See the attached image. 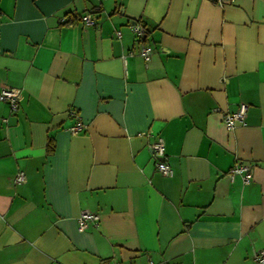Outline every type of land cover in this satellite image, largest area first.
I'll list each match as a JSON object with an SVG mask.
<instances>
[{
  "label": "crops",
  "instance_id": "obj_1",
  "mask_svg": "<svg viewBox=\"0 0 264 264\" xmlns=\"http://www.w3.org/2000/svg\"><path fill=\"white\" fill-rule=\"evenodd\" d=\"M1 86L0 264H259L264 0H0Z\"/></svg>",
  "mask_w": 264,
  "mask_h": 264
},
{
  "label": "built area",
  "instance_id": "obj_2",
  "mask_svg": "<svg viewBox=\"0 0 264 264\" xmlns=\"http://www.w3.org/2000/svg\"><path fill=\"white\" fill-rule=\"evenodd\" d=\"M82 22L86 25H94L96 24V20L89 14L84 13L80 16ZM133 32L137 34V36L142 37L145 29L141 24L132 23L130 25ZM119 35V32H117ZM151 47L147 44H142L139 48V54L144 58L145 61H148L151 56ZM19 91L15 87L11 86H1L0 87V100L5 101L9 104L12 110H16L18 108ZM246 103H239L238 107L231 112L223 113V123L226 129L231 130L237 124H243L245 122V112H246ZM84 128V124L80 121H77L76 124L69 127L71 132H77ZM150 148L152 151V156L154 158L155 166L158 171H160L164 175H171L172 168L168 164L165 158V146L163 139L161 137L155 138V140L150 144ZM228 176L233 178L234 175L240 174L243 178V181L248 183L252 178V171L249 165L247 164H235L228 170ZM23 179V173L18 172L16 176L17 181H21ZM99 220V214L91 211H82L78 216V229L85 230L92 224L97 223ZM253 258L259 263L264 264V248L256 250L253 252ZM106 264H117L114 261H108ZM149 264H153V262H149Z\"/></svg>",
  "mask_w": 264,
  "mask_h": 264
},
{
  "label": "trees",
  "instance_id": "obj_3",
  "mask_svg": "<svg viewBox=\"0 0 264 264\" xmlns=\"http://www.w3.org/2000/svg\"><path fill=\"white\" fill-rule=\"evenodd\" d=\"M50 144H51V141H50ZM52 150V145H50L49 149H48V152Z\"/></svg>",
  "mask_w": 264,
  "mask_h": 264
},
{
  "label": "water",
  "instance_id": "obj_4",
  "mask_svg": "<svg viewBox=\"0 0 264 264\" xmlns=\"http://www.w3.org/2000/svg\"><path fill=\"white\" fill-rule=\"evenodd\" d=\"M132 23H135L134 21H132Z\"/></svg>",
  "mask_w": 264,
  "mask_h": 264
}]
</instances>
